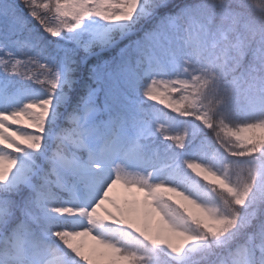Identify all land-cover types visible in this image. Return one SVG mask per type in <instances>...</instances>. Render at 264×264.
<instances>
[{
    "label": "snow or ice",
    "instance_id": "6c2138e0",
    "mask_svg": "<svg viewBox=\"0 0 264 264\" xmlns=\"http://www.w3.org/2000/svg\"><path fill=\"white\" fill-rule=\"evenodd\" d=\"M0 264H264V0H0Z\"/></svg>",
    "mask_w": 264,
    "mask_h": 264
}]
</instances>
